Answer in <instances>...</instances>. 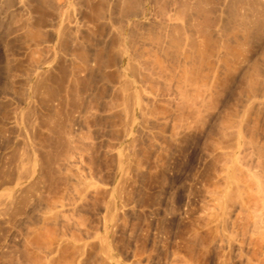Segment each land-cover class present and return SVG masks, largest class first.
Here are the masks:
<instances>
[{
    "label": "rangeland",
    "instance_id": "1",
    "mask_svg": "<svg viewBox=\"0 0 264 264\" xmlns=\"http://www.w3.org/2000/svg\"><path fill=\"white\" fill-rule=\"evenodd\" d=\"M21 1L0 0V264H264L263 39L252 84L245 53L212 79L155 50L157 72L121 0Z\"/></svg>",
    "mask_w": 264,
    "mask_h": 264
},
{
    "label": "bare ground",
    "instance_id": "2",
    "mask_svg": "<svg viewBox=\"0 0 264 264\" xmlns=\"http://www.w3.org/2000/svg\"><path fill=\"white\" fill-rule=\"evenodd\" d=\"M12 1L13 0H5V2L8 4L7 5V7L10 5H12ZM31 0H29L28 2H30ZM36 1V3L35 4H37V3H39V4H45V6L47 5H49V7L48 8H50V6L52 5V4H54L55 5V3L57 4V2H55L54 0H34V2ZM58 1V0H57ZM61 1V0H60ZM64 1H66V0H64ZM76 1V0H75ZM78 1H80V0H78ZM83 1V0H82ZM85 2H88V0L86 1V0H84ZM83 1V2H84ZM90 1V0H89ZM92 1V0H91ZM94 1H96V0H94ZM104 1V0H103ZM119 2H120V0H118ZM140 0H121V3H118V4H116V5H118V8L120 9L119 11L121 12V9L124 7V10H122V14L118 11V16H119V14L121 15V16H119V20L121 19L122 21H120L119 23H115L114 21V23L113 22H110L111 24L113 23V25L115 24H119L118 26H120V24H121V28L119 29L118 28V26H115V28L116 29H114V26H111V28L113 27V29L114 30H118L119 32H122L120 35H123V39L124 40H126V38H128V40L126 41L127 43H128V41H130L129 39H131V38H129V37H131V36H128V35H130L131 34V32L133 33V31H132V27H134L133 26V24L135 23V24H137L136 22H140L141 23V21L143 20V21H145L146 23H148V21L150 20V21H152L153 23H149L148 25V27L149 28H147V27H145V28H147V30H145V29H143V31L145 30L147 33H145V31H144V36L143 35H141L142 34V32L140 33V36L142 37V39H141V37L139 38L140 40H142L143 41V44L144 43H146V42H148L147 44H148V47H147V45L145 44V46L147 47V48H153L151 51L150 50H148L145 46L143 47V44L142 43H140L139 45L141 46V47H139V45H137L138 43H135V41L136 40H134V41H132L135 37L133 36V34H132V36L134 37L132 40H131V42H133L134 43V45H132L133 43H131V45H132V47L131 46H129L130 44H127L126 43V45L127 46H129L132 50L135 48V47H137L138 46V48H139V50H140V48H146L147 50H143L144 52H148V53H150V55L152 56H154V58H155V60L157 61H155L154 60V58H152V57H150V56H148L149 57V61H150V63H152V62H156L155 64L153 63L152 65H151V68H153L154 66L156 67V71L158 72V70H157V65L159 66V68H162V69H165V68H163V67H161L162 65H160L161 63H162V61H161V59L163 58H161V59H159V57H157V54H158V52L160 53V51H162L161 53H169L172 57L171 58H169V59H173V58H176V59H178V60H180L179 58H182L181 60L182 61H184V62H186V64H187V66L185 65V67H189V69L188 68H184V66L182 67L183 68V70L184 69H186L184 72H185V75H189L190 76V74L193 72V71H190V74H189V70H190V68H193V67H195L196 66V63H194V62H197V63H199L200 62V64H198L197 66L200 68L201 67V64L202 63H204V62H207V61H209V60H207V59H211V58H213L215 61L213 62V64H212V66L214 67V70L212 71L213 73H214V71H216V69L219 67L218 65H220V66H222V68H220V71L225 75V71H226V73H230L231 74V72H233L234 70H237V68L236 69H234V70H232V69H230V71H229V69H225L227 66H229V64H231L230 65V68H232L234 65H239V63H240V61H238V64L236 63V62H234L233 63V61L234 60H236L238 57H240V55L241 54H244L245 53V56H244V60H245V62H247V60H249L248 58H246V56L248 57V54L246 55V53L248 52L249 54H250V52L251 51H249L248 50V48L254 43V45H255V43H260V44H263L261 41H262V39H263V41H264V0H145V3H141L142 1H140ZM21 2H23V0L21 1ZM25 2V1H24ZM26 2H27V0H26ZM25 2V3H26ZM93 2V1H92ZM102 2V1H101ZM115 2H116V0H115ZM139 2V3H138ZM1 3V2H0ZM6 3H5V5H6ZM64 3V2H63ZM71 3V2H70ZM73 3V2H72ZM79 3H82V2H79ZM94 3H96V2H94ZM103 3V2H102ZM105 3V2H104ZM117 3V2H116ZM140 3L141 4H145V5H147V4H149L150 6H151V8H150V6L149 5H147V6H149L148 8H147V6H145V7H140V6H143V5H140ZM4 4V3H3ZM20 4V3H19ZM18 4V5H19ZM38 4V5H39ZM51 4V5H50ZM83 4H85V3H83ZM82 4V5H83ZM92 4V3H91ZM121 4L123 5L121 8L119 7V6H121ZM20 5H23V4H20ZM29 5H31L30 7H32V5H34V4H29ZM65 5V4H64ZM67 5V4H66ZM86 5H87V3H86ZM86 5H85V7H86ZM94 5V4H93ZM102 5V4H101ZM105 5V4H104ZM111 5V4H110ZM1 6V5H0ZM4 6V5H3ZM2 6V7H3ZM9 6V7H10ZM16 6V5H15ZM45 6H43V7H45ZM46 6V7H47ZM60 6V5H59ZM59 6H51V8H55V7H57V8H60L61 9V7H59ZM114 6V5H113ZM12 7V6H11ZM19 7V6H18ZM20 7H22V6H20ZM29 7V6H28ZM27 7V8H28ZM38 7H41L40 5L38 6ZM42 7V8H43ZM91 7H92V5H91ZM99 7V6H98ZM111 7V6H110ZM116 7V6H115ZM6 8V7H5ZM13 8H14V4H13ZM23 8H26L25 6L23 7ZM50 8V11L52 10ZM88 8V7H87ZM93 8V7H92ZM106 8V7H105ZM17 9V8H16ZM29 9V8H28ZM27 9V10H28ZM65 9V8H64ZM89 9V8H88ZM88 9H87V11H88ZM94 9V8H93ZM107 9V8H106ZM110 9V8H109ZM108 9V10H109ZM113 9H114V7H113ZM6 10V9H5ZM11 10V9H10ZM9 10V11H10ZM26 10V9H25ZM33 10H35V8H33ZM43 10V9H42ZM46 10V9H45ZM44 10V11H45ZM56 10V9H55ZM62 10H63V7H62ZM104 10V9H103ZM102 9H101V11H100V13H99V9H98V12H97V15L98 14H101V13H103L102 11H103ZM19 11V10H18ZM23 11V10H22ZM32 11V10H31ZM31 11H29V12H31ZM49 11V12H50ZM59 12H60V10H58ZM58 11H56L57 13H58ZM93 12H94V10H92ZM107 11V10H106ZM111 11V10H110ZM38 12V11H37ZM63 12V11H62ZM89 12V11H88ZM116 12H117V10H116ZM132 12V13H131ZM8 13V12H7ZM41 13H43L42 11H41ZM48 13V12H47ZM54 13H55V11H54ZM57 13H55L56 15H57ZM105 13V12H104ZM132 15H131V14ZM10 14V13H9ZM18 14H19V12H18ZM33 14V13H32ZM31 14V15H32ZM38 14V13H37ZM40 14V13H39ZM53 14V13H52ZM59 14V13H58ZM112 13H110V15H111ZM114 14V13H113ZM8 15V14H7ZM6 15V16H7ZM28 15H30V14H28ZM30 15V16H31ZM33 15H35V13L33 14ZM33 15H32V17H33ZM60 15V14H59ZM91 15H93V13H91ZM115 15V14H114ZM12 16H14L13 14H12ZM26 16H27V14H26ZM26 16H25V18H26ZM37 16V15H36ZM41 16V15H40ZM39 16V17H40ZM116 16V15H115ZM115 16H113V17H115ZM11 16H9V18H10ZM17 17V16H16ZM15 17V18H16ZM20 17V16H19ZM42 17V16H41ZM121 17V18H120ZM31 18V17H30ZM37 18H38V16H37ZM46 18V17H45ZM47 18H49V17H47ZM50 18H51V16H50ZM107 18H109V15H108V17ZM117 18V17H116ZM17 19V18H16ZM24 19V18H23ZM23 19L21 20V21H23ZM43 19V18H42ZM52 19V18H51ZM50 19V20H51ZM10 20V19H9ZM18 20V19H17ZM19 20H20V18H19ZM25 20V19H24ZM31 21L33 20V19H30ZM44 20V19H43ZM48 20V19H47ZM49 20V21H50ZM55 20V19H54ZM59 20V19H58ZM109 21H110V19H108ZM3 21V20H2ZM11 21V20H10ZM35 21V20H34ZM57 21V20H56ZM149 21V22H150ZM26 22V21H25ZM42 22V21H41ZM47 22V21H46ZM118 22V21H117ZM145 22H143V23H145ZM8 23H10V22H8ZM8 23H7V25H8ZM27 23V22H26ZM25 23V24H26ZM36 23V22H35ZM39 24H40V22H38ZM50 22H48V24H49ZM54 23H56V22H54ZM139 23V24H140ZM1 24V23H0ZM22 24H23V22H22ZM30 24V23H29ZM47 24V23H46ZM153 24V25H152ZM38 25V24H37ZM43 25H44V23H43ZM52 25V24H51ZM56 25V24H55ZM58 25V24H57ZM145 25V24H144ZM26 27H27V25H25ZM129 26H132L131 27V29H130V27ZM9 27V26H8ZM7 27V28H8ZM29 27H30V25H29ZM32 27V26H31ZM45 27V26H44ZM47 27H48V25H47ZM54 27V26H53ZM124 27V29L126 30V28L127 27H129V29L131 30V32H130V34L128 33L126 36H128V37H125V34H124V30L122 29ZM1 28H3V27H1ZM52 28V27H51ZM134 28H136V26L134 27ZM133 28V29H134ZM142 28V27H141ZM140 28V31L142 30ZM11 29V28H10ZM27 29H29L28 27H27ZM30 29H33V28H30ZM60 29V28H59ZM137 29V28H136ZM139 29V28H138ZM121 30V31H120ZM135 30V29H134ZM6 31V30H5ZM8 31H10V30H8ZM12 31V30H11ZM30 31V30H29ZM28 31V33H31V32H29ZM112 31V30H111ZM127 32H128V30H126ZM126 31H125V33H126ZM27 32V31H26ZM56 32V31H55ZM60 32V31H59ZM113 32V31H112ZM119 32H117L118 34H119ZM33 33V32H32ZM135 33H136V31H135ZM2 34V33H1ZM12 34V33H11ZM24 34V33H23ZM32 36H33V34H31ZM59 35V34H58ZM116 35V34H115ZM120 35H119V37H120ZM138 35H139V33H138ZM1 36V35H0ZM9 36V35H8ZM30 36V35H29ZM135 36H137V35H135ZM3 38V37H2ZM10 38V37H9ZM26 38V37H25ZM116 38H118L117 36H116ZM7 39V38H6ZM27 39H28V37H27ZM121 39H122V37H121ZM113 40V39H112ZM116 40V39H115ZM10 41V40H9ZM21 41H23V39L21 40ZM114 41V40H113ZM118 41H120V40H118ZM142 41H140V42H142ZM2 42V41H1ZM138 42V41H137ZM5 43H6V41H5ZM11 43V42H10ZM23 43V42H22ZM122 43V42H121ZM7 44V43H6ZM113 44V43H112ZM120 44V43H119ZM119 44H118V46H119ZM122 44H124V43H122ZM110 45V44H109ZM108 45V46H109ZM121 45V44H120ZM126 45L124 44V47H126ZM150 45V46H149ZM259 45V44H258ZM5 46V45H4ZM3 46V47H4ZM11 46V45H10ZM261 45H259V48H261V52L258 50V54H259V52H260V54L258 55V56H260L261 55V57H262V55H264L263 53H264V46L262 45V47H260ZM7 47V46H6ZM106 47V46H105ZM116 47V46H115ZM119 47H121V46H119ZM119 47H117V48H119ZM123 47V46H122ZM121 47V48H122ZM123 47V49H125ZM128 47V48H129ZM128 48H126V49H128ZM150 48V49H151ZM254 48V47H253ZM253 48H252V46H251V49H252V51H254L255 52V50H253ZM255 48H258V47H256L255 46ZM2 49V48H1ZM8 49V48H7ZM125 49V50H126ZM130 49V50H131ZM250 49V48H249ZM4 50V49H3ZM9 50V49H8ZM14 50V49H13ZM120 50V49H119ZM119 50H118V52H119ZM122 50V49H121ZM132 50H131V53H132ZM156 50V52H157V54H155L156 55V57H155V55L154 54H152V53H156V52H154ZM159 50V51H158ZM248 50V51H247ZM4 51H6V50H4ZM123 51V50H122ZM122 51H120V52H122ZM127 51V50H126ZM150 51V52H149ZM10 52V51H9ZM119 52V53H120ZM139 52V51H138ZM137 52V53H138ZM142 51H140V53H138V54H136L137 56L139 55H143L142 53H141ZM146 52V53H147ZM4 53V52H3ZM11 53V52H10ZM126 53V52H125ZM128 53V52H127ZM129 54V55H132L131 56V58L133 57V53L132 54ZM136 53V52H135ZM134 53V54H135ZM160 53V54H161ZM253 53V52H252ZM257 52H255V54H256ZM159 54V55H160ZM164 54H162V55H164ZM8 55H9V53H8ZM121 55V54H120ZM129 55H127V57L129 56ZM149 55V54H148ZM168 55V54H167ZM165 56V58H166V60L168 59V57H170V56ZM146 56V55H145ZM241 56H243V55H241ZM142 57V56H141ZM209 57V58H208ZM211 57V58H210ZM253 57V56H252ZM5 58H6V56H5ZM130 58V59H131ZM139 58V57H138ZM146 58L147 57H144V59L146 60ZM151 58H152V60H151ZM263 59H264V57H262ZM142 59V58H141ZM143 59V60H144ZM176 59H174V61L176 60ZM194 59V62L192 61ZM202 59H204V62H201L200 60H202ZM242 59V61H243V57L242 58H240V60ZM128 60V59H127ZM131 60H133V58L131 59ZM134 60H136V59H134ZM148 60H146V65H147V61ZM159 60V61H158ZM166 60L164 59V62H166ZM170 60V61H171ZM179 61L178 62V64L181 62V63H184V62H182V61ZM186 60V61H185ZM196 60V61H195ZM212 60V59H211ZM261 60V59H260ZM149 61H148V63H149ZM152 61V62H151ZM169 61V62H170ZM191 61V64H189L190 66H188V62H190ZM203 61V60H202ZM237 61V60H236ZM241 61V62H242ZM250 61H251V63H250ZM127 62V61H126ZM128 62H129V60H128ZM159 62V63H158ZM163 62V63H164ZM172 62H173V60H172ZM210 62V61H209ZM215 62H217L218 63V65H216V66H218L217 68H215V66H214V63ZM229 62H231V63H229ZM245 62L243 61L242 63H244L245 64ZM253 62V63H252ZM255 62V63H254ZM262 62H263V60H262ZM133 63H135V62H133ZM144 63V62H143ZM149 63V64H150ZM193 63V64H192ZM233 63V64H232ZM249 63V64H248ZM128 64V63H127ZM136 64H138V63H136ZM135 64V65H136ZM139 64H141V61H140V63ZM157 64V65H156ZM194 64H195V66H194ZM209 64V63H208ZM247 64H248V69L247 70H249V68H250V71H248L247 72V70L246 71H244V72H246L245 74H244V76H246L247 75V73H249V75H247V78L249 77H251V75H250V72L251 71H254V69H256L257 68V66H255L254 64H258L257 63V61H252V60H249L245 65L247 66ZM250 64H253L252 66H254V67H252ZM261 64V63H260ZM131 65H132V63H131ZM145 65V64H144ZM145 65V67H148V65L146 66ZM154 65V66H153ZM174 65V64H173ZM173 65L172 66H170V67H173ZM184 65V64H183ZM200 65V66H199ZM233 65V66H232ZM133 66V65H132ZM140 66V65H139ZM143 66V65H142ZM142 66H141V68H142ZM163 66H164V64H163ZM197 66H196V69H194L193 68V70L195 71V70H198L197 69ZM203 66H205V63H204V65ZM202 66V67H203ZM206 66H207V69L208 70H210V72L208 71V73L211 75V78L213 79V77H212V75H214L212 72H211V62H210V64H209V67H208V65L206 64ZM224 66V67H223ZM232 66V67H231ZM240 66H241V64H240ZM239 66V67H240ZM125 67H128V66H126L125 65ZM154 67V68H155ZM166 67V66H165ZM212 67V68H213ZM234 67H236V66H234ZM233 67V68H234ZM256 67V68H255ZM259 67V66H258ZM262 67H264L263 65H262ZM134 68V67H133ZM133 68H131V69H133ZM153 68V69H154ZM203 68H205V67H203ZM136 69V68H135ZM139 69V68H138ZM143 69V68H142ZM147 69H149V68H147ZM162 69H161V71H162ZM187 69H188V71H187ZM222 69V70H221ZM224 69V70H223ZM127 70H128V68H127ZM155 70V69H154ZM166 70V69H165ZM167 70H170V69H167ZM183 70H182V72H183ZM200 70V69H199ZM232 70V71H231ZM260 70V69H259ZM129 71V70H128ZM139 71V70H138ZM143 71V70H142ZM160 71V72H161ZM172 71V70H171ZM171 71H169V72H167L166 71V73L169 75V73L171 72ZM187 71V72H186ZM219 71V68H218V70L215 72V73H217ZM228 71V72H227ZM238 71V70H237ZM256 71H258V70H256ZM130 72V71H129ZM140 72V71H139ZM163 72H164V70H163ZM176 72H178V71H176ZM197 73H195L196 74V76H197V74H199L198 73V71H196ZM221 72L220 73H218V74H221ZM244 72H242V75H243V73ZM262 72V71H261ZM3 73V72H2ZM134 73H136V72H134ZM138 73V72H137ZM145 73V72H144ZM151 73V72H150ZM152 73H153V70H152ZM156 73V72H155ZM174 73V72H173ZM179 73V72H178ZM188 73V74H187ZM205 73V72H204ZM228 73V74H229ZM239 73V72H238ZM254 72H251V74H253ZM260 73V72H259ZM159 74H161V73H159ZM165 74V72L163 73V75ZM166 74V75H167ZM180 74H181V72H180ZM180 74H178V75H180ZM227 74V75H228ZM2 75V74H1ZM131 75H135V78L134 79H136V74H131ZM138 75H139V73H138ZM143 74H141V76H142ZM153 75V74H152ZM151 75V76H152ZM165 75V76H166ZM177 75V76H178ZM194 75V74H193ZM193 75L191 76V77H193ZM205 75V74H204ZM217 75V74H216ZM235 75V74H234ZM258 75V74H257ZM140 76V77H141ZM155 76V75H154ZM157 76V75H156ZM160 76V75H159ZM162 76V75H161ZM181 76V75H180ZM206 76V75H205ZM218 76V75H217ZM243 76V77H244ZM261 76V75H260ZM139 77V76H138ZM148 77V76H147ZM153 77V76H152ZM171 77V76H170ZM191 77H189V78H191ZM226 77V76H225ZM225 77H223L224 79H225ZM241 77V76H240ZM255 77V76H254ZM253 77V78H254ZM256 77H258V76H256ZM2 78V77H1ZM142 78H143V76H142ZM144 78H146V77H144ZM149 78V77H148ZM186 78H188V77H186ZM196 78V77H195ZM197 78H198V76H197ZM214 78L216 79L217 77H215L214 76ZM220 78V77H219ZM246 77H244V79H247ZM152 79V78H151ZM154 79V78H153ZM157 79V78H156ZM172 79V78H171ZM182 79H184V76L182 77ZM210 79V78H209ZM214 79V83H215V80ZM239 79H241L242 80V78H239ZM258 79H259V77H258ZM147 80V79H146ZM145 80V81H146ZM174 80H175V77H174ZM178 80V79H177ZM176 80V81H177ZM195 80V79H194ZM197 80V79H196ZM207 80V79H206ZM222 80V79H221ZM250 80H251V78H250ZM255 80V79H254ZM139 81V80H138ZM141 81V80H140ZM139 81V82H140ZM143 81V80H142ZM151 81H153V80H151ZM150 81V82H151ZM175 81V82H176ZM186 81V80H185ZM203 81V80H202ZM223 81V80H222ZM261 81V80H260ZM263 81V80H262ZM149 82V81H148ZM199 82V81H198ZM204 82H205V79H204ZM208 82V81H207ZM206 82V83H207ZM213 81L211 80V85L213 84L212 83ZM228 82V81H227ZM234 82V81H233ZM246 82V81H245ZM248 82H249V79H248ZM254 82V81H253ZM179 83V82H178ZM182 83V82H181ZM181 83H179L180 84V86H181ZM206 83H204V84H206ZM222 83H225V81L224 82H222ZM251 84H252V80H251V82H250ZM257 82H255V84H256ZM259 83V82H258ZM176 84H177V82H176ZM191 84V83H190ZM189 84V85H190ZM193 84V83H192ZM194 84H195V82H194ZM216 84V83H215ZM220 84V83H219ZM218 84V85H219ZM245 84V83H244ZM262 84V83H261ZM263 84H264V82H263ZM183 85H185V84H183ZM188 85V86H189ZM207 85V84H206ZM214 85V84H213ZM213 85H212V87H213ZM221 85H223V84H221ZM236 85V84H235ZM234 85V86H235ZM238 85V84H237ZM246 85V84H245ZM247 85H249L250 86V84H247ZM246 85V86H247ZM186 86V85H185ZM193 86H196L195 88L196 89H198L197 87V85L195 84V85H193ZM190 87V88H194V87ZM201 86V85H200ZM249 86H247V89H248V87ZM257 86H258V84H257ZM256 85H255V88L257 87ZM264 86V85H263ZM202 87V86H201ZM209 87V86H208ZM216 87V86H215ZM215 87H213V88H215ZM224 87V86H223ZM244 87V86H243ZM259 87V86H258ZM258 87H257V89H258ZM186 88H189V87H186ZM186 88H184V89H186ZM205 88H207L206 86H205ZM210 89H213V88H211V86L209 87ZM222 88V87H221ZM225 88V87H224ZM242 88V87H241ZM245 88V87H244ZM253 88V87H252ZM254 88V90H256ZM183 89V90H184ZM201 88H199V90H200ZM202 89H204V88H202ZM209 89V90H210ZM219 89V88H218ZM217 89V90H218ZM246 89V90H247ZM260 89H261V87H260ZM263 89H264V87H263ZM188 90V89H187ZM192 90H194V93H195V89H192ZM208 90V91H209ZM215 90V89H214ZM213 90V91H214ZM230 90V89H229ZM249 90H250V88H249ZM248 90V91H249ZM180 91H181V89H180ZM203 91H205V90H203ZM212 91V92H213ZM222 91V90H221ZM184 92V91H183ZM186 92V91H185ZM198 92H202V91H198L197 90V92L196 93H198ZM211 92V91H210ZM262 92H264V91H262ZM205 93H207V92H205ZM215 93V92H214ZM217 93V92H216ZM231 93V92H230ZM250 93H251V91H250ZM250 93L248 94V96L250 95ZM252 93H256V92H253L252 91ZM252 93H251V95H252ZM181 94V93H180ZM183 94V93H182ZM187 94V93H186ZM201 94H203V92L201 93ZM201 94H198L199 96L201 95ZM210 94V93H209ZM208 94V95H209ZM258 93H256L255 94V96L257 95ZM263 94V93H262ZM261 95V94H260ZM180 96V95H179ZM204 96V95H203ZM206 97V96H205ZM210 97V96H209ZM253 97H254V95H253ZM258 97H260V96H258ZM200 98V97H199ZM198 98V99H199ZM203 98V97H202ZM207 98V97H206ZM203 99H205V98H203ZM208 99V98H207ZM209 99H211V98H209ZM200 102V101H199ZM203 102V101H202ZM202 104V103H201ZM201 104H200V106H201ZM203 104H204V102H203ZM203 106V105H202ZM201 106V107H202ZM213 127V126H212Z\"/></svg>",
    "mask_w": 264,
    "mask_h": 264
}]
</instances>
